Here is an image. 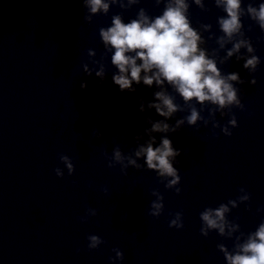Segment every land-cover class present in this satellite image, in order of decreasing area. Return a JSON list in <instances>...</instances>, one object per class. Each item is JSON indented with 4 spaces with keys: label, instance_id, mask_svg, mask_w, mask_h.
<instances>
[{
    "label": "water",
    "instance_id": "obj_1",
    "mask_svg": "<svg viewBox=\"0 0 264 264\" xmlns=\"http://www.w3.org/2000/svg\"><path fill=\"white\" fill-rule=\"evenodd\" d=\"M205 4L207 10L192 4L190 16L197 28L212 25V39L202 33L204 46L210 55L215 49L219 61L232 46L220 49L216 43L223 35L217 17L225 13L214 0ZM140 7L154 16L164 5L154 0H141L130 9L113 5L108 15L87 23L82 0H0V264H109L117 247L124 252L123 264H226L217 245L233 250L237 236L244 234L242 242L264 221V212H257L264 206V32L247 15L243 31L262 60L257 71L250 74L235 55L218 63L223 73L239 72L245 81L237 85L245 109H232L238 126L231 136L211 125L197 130L187 124L169 134L182 149L175 165L181 193L165 189L152 170L129 167L125 176L118 165L107 166L105 149L111 153L119 145L129 152L137 134L150 127L147 118L161 119L154 109L139 111L140 100H152L155 88L141 83L135 92L120 91L111 79L110 53L103 82L95 73L86 76L82 64L91 66L88 48L96 51V59L105 51L98 30L110 24L113 14L122 13L127 22ZM252 76L255 85L248 82ZM82 80H87L84 89ZM177 103L183 104L178 96ZM186 114L178 112L176 118ZM216 118L224 124L229 117L216 113ZM60 153L73 158V175L66 168L64 177L55 175V167H64ZM240 187L251 193V201L228 214L239 230L231 237L216 230L202 236L200 211L235 198ZM153 188L164 195L159 218L148 215ZM86 206L98 214L81 222ZM180 210L184 228H170L169 214ZM89 234L106 243L89 251Z\"/></svg>",
    "mask_w": 264,
    "mask_h": 264
},
{
    "label": "clouds",
    "instance_id": "obj_2",
    "mask_svg": "<svg viewBox=\"0 0 264 264\" xmlns=\"http://www.w3.org/2000/svg\"><path fill=\"white\" fill-rule=\"evenodd\" d=\"M161 3L164 5L162 11L154 16L144 7H140L135 17L127 22L122 13L113 14L110 24L101 26L98 30L105 51L96 59V51L88 48L87 56L91 66L84 62L82 69L86 76L95 73L103 82L107 77L105 61L110 53V63L115 68L111 79L120 91L135 92V85L141 83L155 88L152 100L147 103L143 99L140 100L139 111L154 109L161 119L147 118L150 127L145 128L142 134H137V145L134 149L125 153L116 145L111 153L105 149L103 155L109 168L118 165L120 172L125 176L129 167L154 171L158 182L162 183L165 189L174 190L179 195L182 191V178L180 169L175 165L179 163L177 158L182 149L174 146L169 134L176 133L187 124L197 130L201 126L207 128L211 125L213 130L220 128L225 136L232 135V129L238 126L236 114L232 109H245L237 85L245 81L239 72L223 73L218 63H223L235 55L237 61L243 60V67L250 74L257 71L262 60L256 54L251 39L246 37L243 31L242 18L247 15L264 32V0H259L258 3L251 0L247 5L245 0H214L215 6L222 8L225 13L217 17L219 30L223 35L216 37V43L220 49H225L229 43L232 45L226 49V55L219 61L215 56L216 50L213 49V54L210 55L209 49L204 46L207 41L202 33L208 32V39H212L215 35L210 31L212 25L201 23L197 28L190 16L192 4L201 10H207L205 0H154L156 6ZM139 4L141 0H82L85 9L83 19L91 23L94 16L108 15L113 5L130 9ZM241 49H245V52L241 53ZM248 82L255 85V76ZM80 87L86 88L87 80H82ZM177 96L182 99L183 104L177 103ZM205 110L207 116L203 115ZM185 111L186 115L176 118L178 112ZM216 113H220L221 118H229L221 124L216 118ZM173 119L174 123H171ZM156 133L161 134L159 138ZM213 134L217 135L215 132ZM93 135L100 139L102 133L95 129ZM58 158L64 167H55V175L64 177L65 168L68 176L73 175V158L64 153L58 154ZM89 187H92L91 181ZM101 190L105 194L109 192L107 186H102ZM151 196L154 199L150 201L148 215L159 218L165 211L164 195L158 188H153ZM250 201L251 193L240 187L235 198H230L226 203L221 202L216 207L206 206L199 213L200 234L207 237L212 230H216L221 236L231 237L239 230L240 225L231 221L228 214L240 203ZM245 206L250 208V203ZM257 212H264V206H258ZM97 214V209L86 206L85 215L78 219L87 222ZM169 215L170 228H184L183 210ZM242 236L243 233L236 237L238 242L231 251L224 244L217 245L218 250L223 252L226 264H264V221L240 242ZM86 239L89 251L99 249L106 243L97 234H89ZM112 252L115 255L108 257L109 264H123L124 252L118 247L113 248Z\"/></svg>",
    "mask_w": 264,
    "mask_h": 264
}]
</instances>
